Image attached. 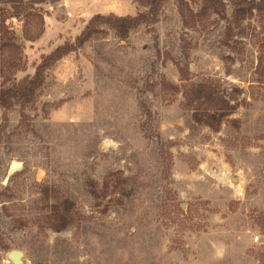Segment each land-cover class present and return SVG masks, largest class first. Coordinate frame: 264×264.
<instances>
[{
    "label": "rangeland",
    "instance_id": "rangeland-1",
    "mask_svg": "<svg viewBox=\"0 0 264 264\" xmlns=\"http://www.w3.org/2000/svg\"><path fill=\"white\" fill-rule=\"evenodd\" d=\"M177 6L125 40L98 24L45 71L22 117L0 111V264L11 251L23 264H264V15L224 45L225 20L184 24ZM0 8L23 46L22 70L0 58V88L31 77L92 16L146 11L134 0H47L31 18ZM198 85L230 98L217 125L194 122L208 108L192 102ZM58 200L73 221L56 233Z\"/></svg>",
    "mask_w": 264,
    "mask_h": 264
},
{
    "label": "trees",
    "instance_id": "trees-1",
    "mask_svg": "<svg viewBox=\"0 0 264 264\" xmlns=\"http://www.w3.org/2000/svg\"><path fill=\"white\" fill-rule=\"evenodd\" d=\"M46 1L47 0H0V3L3 6H9L13 11L12 16H10L11 18L21 16L31 18L39 16V14L35 13L33 5L41 4ZM134 1L144 7L146 11L144 13H137L135 16H92L81 33L75 37L73 43L66 42L56 47L47 56L42 57L41 62L36 66L35 72L31 77H24L18 82L12 81L6 87L5 85L8 83V78H3L2 87L0 88V111H3L2 121L7 122L6 112L12 110L15 106L20 107V115L22 117L25 108L35 105L38 98L37 92L44 82L45 71L63 57L76 51V48H81L84 43L97 32L96 27L98 24H104L108 29L112 30L119 39L125 40L131 30L140 26H145L146 28L150 27V29H152L151 27L158 23L161 11L168 0ZM188 2H198V10L194 12L193 9L189 8ZM177 3L179 15L184 24H187L188 17L199 19L216 15L220 19L225 20L227 25L222 39L224 45H229L230 41L239 34L237 30L241 27V23L251 17L253 13L260 16L264 15V0H177ZM228 5L231 8L229 19L226 16V8ZM4 12V8H0V13ZM7 19L8 18L5 17L0 21V58L5 53H8L13 67L22 70L23 68H20L19 65V55L21 54L23 46L19 42V38L10 33L7 29L5 25ZM192 95V102L206 104L208 107L207 112L203 116L195 113V123H202L208 127H211L212 124L217 125L216 122L219 123L218 119L223 117L224 111L230 107V98L225 100L223 95L219 96L211 85H198L194 87ZM44 201L46 203L47 199ZM72 207L73 204L68 200H58L55 204L51 205L47 220L53 223L50 228L53 232H61L71 225L73 221V215L71 213Z\"/></svg>",
    "mask_w": 264,
    "mask_h": 264
},
{
    "label": "water",
    "instance_id": "water-1",
    "mask_svg": "<svg viewBox=\"0 0 264 264\" xmlns=\"http://www.w3.org/2000/svg\"><path fill=\"white\" fill-rule=\"evenodd\" d=\"M23 254L20 251H11L8 254V260L12 263V264H23Z\"/></svg>",
    "mask_w": 264,
    "mask_h": 264
},
{
    "label": "built area",
    "instance_id": "built-area-1",
    "mask_svg": "<svg viewBox=\"0 0 264 264\" xmlns=\"http://www.w3.org/2000/svg\"><path fill=\"white\" fill-rule=\"evenodd\" d=\"M256 241H257V238H256Z\"/></svg>",
    "mask_w": 264,
    "mask_h": 264
}]
</instances>
